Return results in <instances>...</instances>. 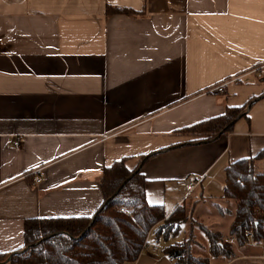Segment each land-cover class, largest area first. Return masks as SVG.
Instances as JSON below:
<instances>
[{"label":"crops","instance_id":"obj_1","mask_svg":"<svg viewBox=\"0 0 264 264\" xmlns=\"http://www.w3.org/2000/svg\"><path fill=\"white\" fill-rule=\"evenodd\" d=\"M225 78L222 92L201 93ZM249 101L230 131L206 141L179 131ZM262 148L264 0H0V253L24 244L26 218L93 214L102 169L122 157L140 166L149 203L167 214L190 204L229 234L224 169ZM186 224L164 242L153 226L157 248L124 264H174L164 247L188 232L210 264H264V239L212 256Z\"/></svg>","mask_w":264,"mask_h":264},{"label":"trees","instance_id":"obj_2","mask_svg":"<svg viewBox=\"0 0 264 264\" xmlns=\"http://www.w3.org/2000/svg\"><path fill=\"white\" fill-rule=\"evenodd\" d=\"M116 10L138 13L125 7ZM248 103L229 106L223 113L184 126L179 131L198 135L196 141L209 140L230 131L235 120L246 115ZM155 153L143 154L140 163ZM259 161H263L262 169H257ZM224 170L223 196L235 203L229 234L237 245L249 242V234L255 242H260L264 239V148L252 156L231 161ZM99 182L103 200L93 214L26 218L24 244L12 252L0 253V261L8 259L12 264H124L137 258L153 226L156 235L167 239L190 217L183 204L167 214L163 204L149 203L146 178L140 166L129 169L124 157L105 166ZM205 229L212 256H233L230 239H221L219 233ZM193 241L194 236L187 235L166 245L164 251L174 264H210L209 255L192 252Z\"/></svg>","mask_w":264,"mask_h":264},{"label":"rangeland","instance_id":"obj_3","mask_svg":"<svg viewBox=\"0 0 264 264\" xmlns=\"http://www.w3.org/2000/svg\"><path fill=\"white\" fill-rule=\"evenodd\" d=\"M249 104H250V102L248 103V106H249ZM247 106V107H248ZM262 167H263V161H261L260 163H258L257 164V169H262ZM190 204H187V206L185 205V208H186V210H187V212H189V210H190V206H189ZM190 208H189V207ZM204 206H205V203H199V205L197 206V210H199V211H201V209L202 208H204ZM188 208H189V210H188ZM198 211V212H199ZM189 215H190V217H189V219L187 220V224H186V226H185V229L186 228H190L191 226H194V228H195V230L197 231V233L199 232V230H200V236H198V239H199V242L201 241V242H209V239H208V236L206 235V229L205 228H208V229H210V230H212V231H214V232H216V233H218V231L215 229V227L214 228H212V226H206V225H203V224H201V222H199L195 217H193L190 213H189ZM199 226H203V231L199 228ZM197 233L195 234V235H197ZM204 233V234H203ZM187 235H189V232H188V234ZM191 235V234H190ZM221 235V239H227L226 237H228V235L230 236V234H227L226 232H224L223 234H220ZM172 237L173 236H170V238H168V239H172ZM229 238V237H228ZM166 239L163 237V236H161V238H160V240L159 241H165ZM208 240V241H207ZM231 242H232V244H233V248H234V246L236 245V240L235 239H231L230 240ZM248 243V242H247ZM247 243H244L243 245H239V250H248L249 249V246H247ZM200 254H202V255H207V252L205 251V250H201L200 251ZM210 256V255H209Z\"/></svg>","mask_w":264,"mask_h":264},{"label":"built area","instance_id":"obj_4","mask_svg":"<svg viewBox=\"0 0 264 264\" xmlns=\"http://www.w3.org/2000/svg\"><path fill=\"white\" fill-rule=\"evenodd\" d=\"M255 70V69H254ZM257 70V68H256ZM261 73V70L258 71V74ZM233 78H225L219 82H216L210 86H208L207 88L203 89L201 93H206V92H222L224 89H225V86L227 83H229L230 81H232ZM39 170V168H34L32 171L35 172ZM40 180V177L39 176H36L34 177V181L37 182ZM197 184V181H193V180H190L187 185H186V188H187V193L191 191V189ZM121 210L125 211L126 213L130 214V210L128 209H125L124 207H121L120 208ZM249 238L250 240H253V236L252 234H249ZM157 246L156 245H148L147 244V239L144 241L143 243V246H142V249H156Z\"/></svg>","mask_w":264,"mask_h":264}]
</instances>
